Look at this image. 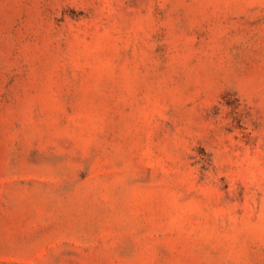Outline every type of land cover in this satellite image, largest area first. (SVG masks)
Returning <instances> with one entry per match:
<instances>
[{"label": "rangeland", "instance_id": "1", "mask_svg": "<svg viewBox=\"0 0 264 264\" xmlns=\"http://www.w3.org/2000/svg\"><path fill=\"white\" fill-rule=\"evenodd\" d=\"M0 264H264V0H0Z\"/></svg>", "mask_w": 264, "mask_h": 264}]
</instances>
